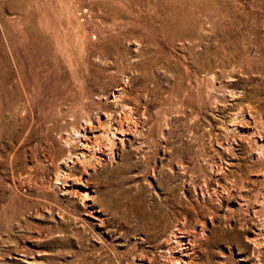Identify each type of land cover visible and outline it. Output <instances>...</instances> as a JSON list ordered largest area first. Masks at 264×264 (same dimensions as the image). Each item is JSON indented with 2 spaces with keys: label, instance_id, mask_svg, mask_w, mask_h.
<instances>
[{
  "label": "rangeland",
  "instance_id": "1",
  "mask_svg": "<svg viewBox=\"0 0 264 264\" xmlns=\"http://www.w3.org/2000/svg\"><path fill=\"white\" fill-rule=\"evenodd\" d=\"M0 264H264V0H0Z\"/></svg>",
  "mask_w": 264,
  "mask_h": 264
},
{
  "label": "bare ground",
  "instance_id": "2",
  "mask_svg": "<svg viewBox=\"0 0 264 264\" xmlns=\"http://www.w3.org/2000/svg\"><path fill=\"white\" fill-rule=\"evenodd\" d=\"M106 118L104 117L101 121L96 120L95 123L89 122V125L82 129V132L75 130L76 134L80 136L78 153H75L79 156L80 161L83 164L84 175L87 169L91 168L92 165L102 163L105 161L106 157L114 159L117 145L120 144L123 146L124 141L127 140L126 135L129 132L128 126L121 121H116L110 126L108 125L109 121H107ZM71 180L72 183L69 185V188H66L63 184L64 190L67 192H72L73 187L75 186V183L73 182L75 180Z\"/></svg>",
  "mask_w": 264,
  "mask_h": 264
}]
</instances>
